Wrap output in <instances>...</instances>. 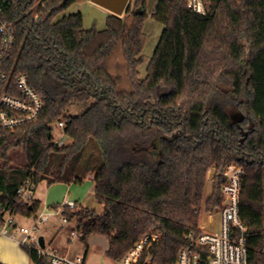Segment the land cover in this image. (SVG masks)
<instances>
[{
  "label": "trees",
  "instance_id": "16d2710c",
  "mask_svg": "<svg viewBox=\"0 0 264 264\" xmlns=\"http://www.w3.org/2000/svg\"><path fill=\"white\" fill-rule=\"evenodd\" d=\"M80 1L8 0L16 41L6 66L28 78L44 106L36 121L0 129V216L41 207L19 199L28 181L35 189L81 184L90 174L101 212L77 203L63 211L76 219L78 240L104 236L110 260L145 240L142 258L175 264L190 244L185 236L200 233L209 169L210 212L223 198L224 168L235 162L243 168L247 264H264V0H201L203 14L188 0H158L151 18L164 28L143 78L146 0L129 2L123 17L108 15L103 30H85L81 13L58 19ZM82 103L89 106L80 115H65ZM61 118L71 143L58 148L51 125ZM20 147L26 164L15 167L9 154ZM21 248L33 264H47Z\"/></svg>",
  "mask_w": 264,
  "mask_h": 264
},
{
  "label": "built area",
  "instance_id": "2783aa9c",
  "mask_svg": "<svg viewBox=\"0 0 264 264\" xmlns=\"http://www.w3.org/2000/svg\"><path fill=\"white\" fill-rule=\"evenodd\" d=\"M8 5V0H0V129L14 130L36 121L44 103L25 75H13L6 66L16 41L14 24L6 16ZM188 7L197 14L204 12L201 0H188ZM55 123L63 139L53 138V143L58 148L69 145L71 140L64 132L65 120L61 118ZM242 172L243 168L235 162L226 165L222 173L225 181L221 186L223 198L220 206L213 212L203 211L204 224L199 222L197 227L200 233L195 236L190 232L185 236L190 244L178 252L175 264H247V228L239 219ZM17 194L22 202L28 203L35 199V186L28 181ZM75 204L65 199L57 208L41 206L32 215L23 217L29 221L27 226L17 223V215L8 210L0 216V236L16 241L20 247L34 250L37 257L47 264H85L84 257L60 252L49 246L50 243L48 245L41 235L42 226L50 219L59 220L54 225L55 231L66 225L68 220L63 214L64 208L73 209ZM74 237L78 238L76 231H72L69 240ZM145 243L142 241L120 259L109 260L108 264H153L151 255L142 258L147 247Z\"/></svg>",
  "mask_w": 264,
  "mask_h": 264
},
{
  "label": "rangeland",
  "instance_id": "374dc122",
  "mask_svg": "<svg viewBox=\"0 0 264 264\" xmlns=\"http://www.w3.org/2000/svg\"><path fill=\"white\" fill-rule=\"evenodd\" d=\"M134 0H130L133 2ZM158 0H146L145 7L147 17L144 21L143 32L145 35V44L141 53L143 58V63L139 66L138 71L140 77H144L146 74L147 64L152 57L154 50L158 44L161 33L163 31V26L155 22L151 18V11L154 9ZM81 13L83 17V27L85 30L95 28L96 30H103L105 28L106 18L111 14L107 9L93 3L91 0H84L71 5L65 12L58 16L61 19L63 16H68L71 14ZM124 16V13L121 17ZM89 105L87 103L78 104L70 107L65 115L66 116H76L84 112ZM227 110L231 111V108ZM232 113V111H231ZM52 137L55 139L62 138L60 131L56 128V123L51 125ZM63 139V138H62ZM92 151L89 148L86 154H90ZM11 165L15 167L24 166L26 160L22 151V148L13 149L9 154ZM91 163L95 164L97 167L100 164V158L97 150L90 157ZM216 174L214 167L210 168L205 181V187L203 191V199L199 210L198 223L201 221L203 211H206V200L212 194V182ZM209 186V191L207 187ZM36 199L40 201L42 207H51L56 204H62L65 199L70 201H75L78 205L86 207L90 210H95L100 213L102 206L97 203L93 194V183L91 175L89 174L83 183L71 184L70 186L64 183H55L52 185H47L46 182H41L35 190ZM217 208L210 212L215 211ZM209 212V211H206ZM17 223L22 225H28L29 221L21 216L15 218ZM68 220V219H67ZM58 218L50 219L47 223L42 226L41 235L43 236L46 243L59 250L60 252L67 254L69 256H81L85 258V264H108L109 260L106 251L108 248V242L104 236L92 235L88 237L85 243H82L78 238H71L72 231H75L76 219L72 218L67 221L66 225L61 226L60 230L55 231L54 225L57 223ZM17 244L16 241H13ZM21 249L20 246H18ZM23 252V264H33L28 258L27 254ZM11 254L10 250L3 249L0 247V261H4L2 255L9 256ZM22 257H20L21 259ZM2 259V260H1Z\"/></svg>",
  "mask_w": 264,
  "mask_h": 264
},
{
  "label": "crops",
  "instance_id": "0c3cea01",
  "mask_svg": "<svg viewBox=\"0 0 264 264\" xmlns=\"http://www.w3.org/2000/svg\"><path fill=\"white\" fill-rule=\"evenodd\" d=\"M65 185L70 186L71 184H69V185L65 184ZM35 199H36V196H35ZM13 241L14 240H12V239L0 236V247H3V249L6 248V249L10 250V252H11V254L8 253L9 256H4V254L2 255L4 261H0V264H23V256H21V255H23V252L18 247L19 245L18 244H14ZM20 257H22V258L20 259Z\"/></svg>",
  "mask_w": 264,
  "mask_h": 264
},
{
  "label": "water",
  "instance_id": "95a60500",
  "mask_svg": "<svg viewBox=\"0 0 264 264\" xmlns=\"http://www.w3.org/2000/svg\"><path fill=\"white\" fill-rule=\"evenodd\" d=\"M93 3L107 9L111 14L121 16L130 2V0H91ZM159 140L153 142L154 145L159 146ZM42 245V240H40Z\"/></svg>",
  "mask_w": 264,
  "mask_h": 264
}]
</instances>
